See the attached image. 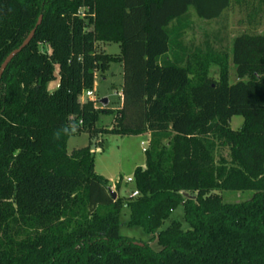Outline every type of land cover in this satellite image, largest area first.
<instances>
[{"label":"trees","instance_id":"trees-1","mask_svg":"<svg viewBox=\"0 0 264 264\" xmlns=\"http://www.w3.org/2000/svg\"><path fill=\"white\" fill-rule=\"evenodd\" d=\"M232 1L0 0V69L42 16L0 77V264H264V33L234 37V83L226 47L184 40L191 9L213 20ZM252 1L257 16L264 0ZM105 42L120 52L99 49ZM205 59L220 66L219 79ZM114 62L123 65L121 108L82 100ZM103 115L115 126H97ZM233 116L244 118L238 129ZM146 132L145 167L133 173L139 194L128 199H113L96 173L91 142L67 149L81 133ZM219 190L254 195L226 203ZM180 205L189 228L160 230ZM124 226L161 249L136 244Z\"/></svg>","mask_w":264,"mask_h":264},{"label":"rangeland","instance_id":"rangeland-1","mask_svg":"<svg viewBox=\"0 0 264 264\" xmlns=\"http://www.w3.org/2000/svg\"><path fill=\"white\" fill-rule=\"evenodd\" d=\"M251 2L243 0L237 2L233 0L230 7L223 13L220 18L213 20H204L199 18L193 9L190 10L189 23L190 26L186 30L184 37L188 45L203 47L206 40L209 39L216 48L226 47L228 51V66H229V81L230 83L239 80L236 67L232 60L231 47L235 36L247 33H264V11L257 16L251 15ZM98 48L107 53L117 54L120 52L118 43L105 42L98 43ZM41 49L45 52H50L47 45H42ZM204 59V58H203ZM206 60L207 74L215 79H219L220 66L213 60ZM58 77V68H56ZM123 83V65L122 63L114 62L105 72H97L95 78V100L96 107H115L120 104L119 90H122ZM51 91V90H50ZM82 100L87 99L86 94L82 95ZM106 99V102H102ZM114 115H103L97 126L112 127L115 126ZM244 118L242 116H233L230 125L233 129L241 127ZM99 137V136H98ZM90 138L87 133H81L71 136L67 143L68 151L75 148L85 147L92 143L93 156L95 162V171L97 174L104 176L110 182V188L118 193V197L124 199L130 198V193L135 189V182L128 183L126 180L132 176L135 168L145 165L146 154L144 149H148L151 144L152 135L136 136V135H117V134H102L100 142L98 139ZM144 137L146 139H144ZM149 142L144 144L143 141ZM167 138H162L161 143L165 144ZM220 154L223 157H229V149L224 147L220 149ZM145 167V166H144ZM134 178V177H133ZM118 190V191H117ZM222 196V200L226 203H240L251 199L254 195L253 190H219L217 191ZM129 219V209L125 208L122 211V220ZM172 221L182 223V228H189V224L184 220L183 206H178L166 219L160 230L165 229ZM122 235L131 237L141 241L139 243H148L152 250L159 251L161 246L157 239H152L151 234H147L141 227H122L120 230ZM137 241V242H138Z\"/></svg>","mask_w":264,"mask_h":264},{"label":"water","instance_id":"water-1","mask_svg":"<svg viewBox=\"0 0 264 264\" xmlns=\"http://www.w3.org/2000/svg\"><path fill=\"white\" fill-rule=\"evenodd\" d=\"M42 23V16L39 17V20L37 22L36 27L29 33V35L25 38V40L23 41V43L16 49H14L4 60V62L1 65V69H0V77L2 76L4 70L6 69V67L8 66V64L14 59V57L20 53L33 39L36 29L37 27ZM102 102H106V99H103ZM109 192L112 195L113 199H117L118 198V193L116 191H114L112 188H109ZM136 244L139 245H144L143 243H139V242H135Z\"/></svg>","mask_w":264,"mask_h":264},{"label":"crops","instance_id":"crops-1","mask_svg":"<svg viewBox=\"0 0 264 264\" xmlns=\"http://www.w3.org/2000/svg\"><path fill=\"white\" fill-rule=\"evenodd\" d=\"M59 86V77L56 79V80H54V81H52L49 85H48V88H49V90H51V91H53L54 89H56L57 87ZM94 90H95V87H94ZM119 95H120V99H119V101H120V104H119V106L117 107V108H115V107H113L114 109H120L121 108V106H122V90L120 89L119 90ZM103 106H105V105H103ZM106 107H108V106H106ZM101 135L102 134H100L99 135V137H98V139L96 140V142H100V137H101ZM145 135H148V136H151V133L150 132H146V133H144V134H139V135H136V136H145ZM144 139H146L145 137H144ZM144 142V144H146V143H148L149 141L148 140H144L143 141ZM92 151H93V149H92ZM145 165H143V167H144ZM110 182V181H109Z\"/></svg>","mask_w":264,"mask_h":264},{"label":"built area","instance_id":"built-area-1","mask_svg":"<svg viewBox=\"0 0 264 264\" xmlns=\"http://www.w3.org/2000/svg\"><path fill=\"white\" fill-rule=\"evenodd\" d=\"M83 94H86L87 99H92V100H95V99H96V98H95V92H94V90H87V91H85ZM143 143H144V142H143ZM144 150H146V149H144ZM126 181H127L128 183H132V182H134V178H133L132 176H130V177L127 178ZM138 194H139V191H138L137 189H134V190L130 193L129 197H136Z\"/></svg>","mask_w":264,"mask_h":264}]
</instances>
